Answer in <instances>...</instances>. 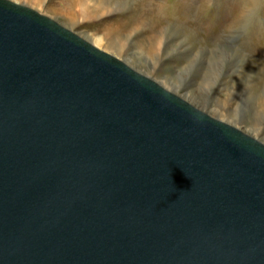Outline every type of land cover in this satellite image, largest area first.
Wrapping results in <instances>:
<instances>
[{"label":"water","instance_id":"1","mask_svg":"<svg viewBox=\"0 0 264 264\" xmlns=\"http://www.w3.org/2000/svg\"><path fill=\"white\" fill-rule=\"evenodd\" d=\"M0 264H264V143L0 0Z\"/></svg>","mask_w":264,"mask_h":264},{"label":"rangeland","instance_id":"2","mask_svg":"<svg viewBox=\"0 0 264 264\" xmlns=\"http://www.w3.org/2000/svg\"><path fill=\"white\" fill-rule=\"evenodd\" d=\"M10 1L264 143V0Z\"/></svg>","mask_w":264,"mask_h":264},{"label":"bare ground","instance_id":"3","mask_svg":"<svg viewBox=\"0 0 264 264\" xmlns=\"http://www.w3.org/2000/svg\"><path fill=\"white\" fill-rule=\"evenodd\" d=\"M99 42H100V40H99Z\"/></svg>","mask_w":264,"mask_h":264}]
</instances>
